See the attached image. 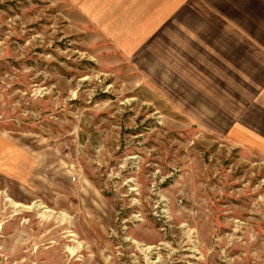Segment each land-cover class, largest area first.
<instances>
[{
    "label": "rangeland",
    "instance_id": "rangeland-1",
    "mask_svg": "<svg viewBox=\"0 0 264 264\" xmlns=\"http://www.w3.org/2000/svg\"><path fill=\"white\" fill-rule=\"evenodd\" d=\"M182 13L0 0V264H264L261 45Z\"/></svg>",
    "mask_w": 264,
    "mask_h": 264
},
{
    "label": "crops",
    "instance_id": "crops-1",
    "mask_svg": "<svg viewBox=\"0 0 264 264\" xmlns=\"http://www.w3.org/2000/svg\"><path fill=\"white\" fill-rule=\"evenodd\" d=\"M164 3L172 12L178 9L183 12L180 17L194 23L193 27L211 28L215 36L227 27L228 43L241 50L239 54L247 55L254 45L260 44L262 58H259L258 67H261L259 74L264 75V0H164ZM247 58L253 59L242 56L234 59L248 61ZM252 66L253 62H246L245 69L252 71Z\"/></svg>",
    "mask_w": 264,
    "mask_h": 264
}]
</instances>
